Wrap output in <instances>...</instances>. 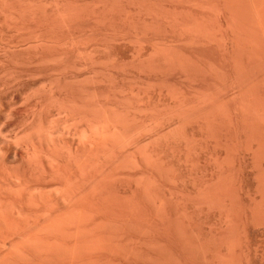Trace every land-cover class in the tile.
<instances>
[{"label":"bare ground","instance_id":"bare-ground-1","mask_svg":"<svg viewBox=\"0 0 264 264\" xmlns=\"http://www.w3.org/2000/svg\"><path fill=\"white\" fill-rule=\"evenodd\" d=\"M0 264H264V0H0Z\"/></svg>","mask_w":264,"mask_h":264},{"label":"rangeland","instance_id":"rangeland-1","mask_svg":"<svg viewBox=\"0 0 264 264\" xmlns=\"http://www.w3.org/2000/svg\"><path fill=\"white\" fill-rule=\"evenodd\" d=\"M55 116H56V115H55ZM64 116H65V115H64ZM64 116H63V117H64ZM61 117H62V116H61ZM55 119H58V118H57V117H55ZM57 121H58V120H57ZM55 122H56V120H54V122H53L52 124H55V125H56V123H58V124H59V122H56V123H55Z\"/></svg>","mask_w":264,"mask_h":264}]
</instances>
